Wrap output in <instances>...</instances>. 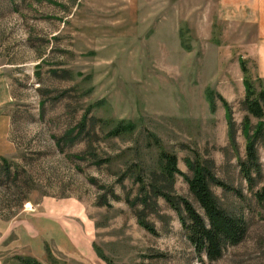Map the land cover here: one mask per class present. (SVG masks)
Instances as JSON below:
<instances>
[{
    "label": "rangeland",
    "instance_id": "rangeland-1",
    "mask_svg": "<svg viewBox=\"0 0 264 264\" xmlns=\"http://www.w3.org/2000/svg\"><path fill=\"white\" fill-rule=\"evenodd\" d=\"M248 32L224 24L214 0H0V264H19L18 257L41 264H264V207L254 197L264 186V141L257 143L262 178L249 189L217 97L230 105L244 159L240 61L264 89L241 43ZM208 92L216 95L213 107ZM85 115L105 120L108 130L124 121L136 131L108 138L107 129L93 133L88 123L79 136ZM150 133L176 155L182 173L191 176L195 158L212 160L229 188L210 186L245 234L218 260L198 256L162 198L157 209H145L156 234L137 223L131 204L139 183L123 175L139 167L149 183L158 159ZM173 190L202 213L181 176ZM42 199L60 204L70 246L48 234L31 243L21 230V218ZM104 200L110 208L99 205Z\"/></svg>",
    "mask_w": 264,
    "mask_h": 264
},
{
    "label": "trees",
    "instance_id": "trees-1",
    "mask_svg": "<svg viewBox=\"0 0 264 264\" xmlns=\"http://www.w3.org/2000/svg\"><path fill=\"white\" fill-rule=\"evenodd\" d=\"M240 68L244 77L245 94L241 102V106L245 115L241 121V133L245 138V158L238 156V150L235 142V123L232 118V110L229 103L220 95H217L221 104L226 111L227 137L229 143L237 156V164L241 177L246 181L248 188L252 189L258 180L262 178V168L259 161L257 143L264 141V89L255 82L250 76L245 61H240ZM216 95L213 92L206 93V98L211 107L214 105ZM251 119H255L253 125ZM88 123L91 124L93 133L96 127H102L106 130L105 135L108 138H118L123 136H131L135 133L136 127L131 122H119L113 128L108 130V123L105 120L96 117L84 116L77 127V135H81L86 130ZM73 132V131H72ZM72 132H68L70 135ZM148 147L157 150V170L150 174L149 183L142 181L140 169L138 167L132 170H126L123 178L129 173L135 175V182L139 183V193L135 202L131 207L134 209L137 223L147 232L156 234L152 224H150L145 215V209L151 207L157 209V198H162L174 211L178 213L179 221L187 234V238L193 246L195 252L200 255L205 254L208 261L218 260L223 253L226 245H235L239 243L244 234L245 227L243 222L235 218L232 214L225 211L219 204L217 198L213 194L210 186L214 185L223 190L229 189L222 181H220L213 173L214 163L212 160H203L195 158L188 162V169L191 176L182 173L177 167V157L174 153L165 150L160 144L158 138L150 133L147 136ZM101 160L96 161L99 165ZM112 158L106 160L110 163ZM8 170V167L5 168ZM176 176H181L188 186V191L199 205L202 213L187 200L174 194V183ZM122 178V179H123ZM112 199L120 198L110 192ZM254 197L258 204L264 207V186L257 190ZM129 203V198L126 200ZM100 206L111 207L108 200L99 202ZM142 206L138 209L136 206ZM96 254L103 258L102 255L94 248ZM16 260L19 264H41L35 259L29 257H18Z\"/></svg>",
    "mask_w": 264,
    "mask_h": 264
},
{
    "label": "crops",
    "instance_id": "crops-1",
    "mask_svg": "<svg viewBox=\"0 0 264 264\" xmlns=\"http://www.w3.org/2000/svg\"><path fill=\"white\" fill-rule=\"evenodd\" d=\"M219 19L228 26H242L249 30L248 41H243L247 57L254 62L258 76L264 80V0H214ZM36 211L30 217L21 218L22 231L31 233V243L40 235L48 234L56 242L70 246V232L63 224V210L58 202L42 199L35 204ZM69 228L73 225L68 224ZM66 241V242H65Z\"/></svg>",
    "mask_w": 264,
    "mask_h": 264
}]
</instances>
